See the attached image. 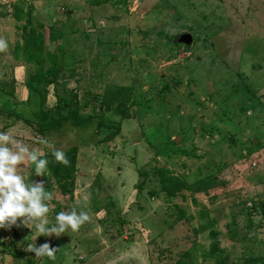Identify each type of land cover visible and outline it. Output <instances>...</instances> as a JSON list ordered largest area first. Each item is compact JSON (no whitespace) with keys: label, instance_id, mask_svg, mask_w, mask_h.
I'll return each instance as SVG.
<instances>
[{"label":"rangeland","instance_id":"obj_1","mask_svg":"<svg viewBox=\"0 0 264 264\" xmlns=\"http://www.w3.org/2000/svg\"><path fill=\"white\" fill-rule=\"evenodd\" d=\"M105 1L0 0V132L42 154L76 148L72 197L51 179L44 185L52 194L47 218L72 210L89 217L66 230L81 235L70 243L64 233L34 241V229H0V264H246L264 257V0ZM26 19L44 36L31 61L22 49ZM51 27L61 36L57 74L31 82L36 63L49 67ZM183 33L190 44L178 41ZM115 85L133 88L123 115L99 102ZM74 114L87 121L73 123ZM59 116L68 118L61 127L36 129ZM100 122L120 132L103 141L110 129ZM160 169L190 189L166 197ZM17 172L26 183L41 182L27 162ZM136 207L140 223L124 213ZM161 219L170 226L163 240L154 234ZM147 222L151 230L139 225ZM33 242L56 248L54 259L27 251Z\"/></svg>","mask_w":264,"mask_h":264},{"label":"clouds","instance_id":"obj_2","mask_svg":"<svg viewBox=\"0 0 264 264\" xmlns=\"http://www.w3.org/2000/svg\"><path fill=\"white\" fill-rule=\"evenodd\" d=\"M5 47V42L0 40V50ZM40 143L47 144V141L41 140ZM51 154L56 161L67 163L60 150ZM41 155L37 149L29 151L27 146L14 141L7 132H0V229L7 230L13 226H24L30 231L34 229V241L40 235L58 237L68 229L75 232L89 218L86 212L77 214L76 210L57 212L53 221L47 218L49 207L46 202L52 199L51 192L45 190L43 183H26L27 176L17 172V165L27 162L35 175L46 176L48 161L46 158L38 159ZM17 218L21 219L18 221ZM26 250L37 258L53 260L56 248L50 247L47 242L39 246L33 242L27 243Z\"/></svg>","mask_w":264,"mask_h":264},{"label":"trees","instance_id":"obj_3","mask_svg":"<svg viewBox=\"0 0 264 264\" xmlns=\"http://www.w3.org/2000/svg\"><path fill=\"white\" fill-rule=\"evenodd\" d=\"M93 4H99L101 2H106L105 0H91ZM15 19L20 20V16L18 13H14ZM26 26H28L27 34L24 37V44H23V51L25 53V57L28 61L36 59L34 55L35 52H41L44 36L36 33L31 20L26 19ZM50 41V46L48 47V51L46 52V57L49 62V67L46 70H43V66L41 62L36 63L38 66V70L32 73L29 76V80L35 83H42L51 81L49 76H55L57 74V66H58V54L57 52L61 49V36L59 33H56L52 27L50 28V33L48 36ZM132 94L133 88L127 85H115L107 87L101 94L99 102L102 108L106 110H115L120 115H123L124 110L132 106ZM68 118L66 116H59L56 119L50 120L45 122L44 124H38L36 129L39 133H42L45 130H52L61 127L62 123L67 121ZM79 121H87L82 118L78 114H74L72 117V122L77 124ZM28 123V120H25ZM104 126V128L110 129L107 135L103 138V141H111L119 132H120V125L112 126L111 124H105L104 122H100ZM111 129H113L111 131ZM173 144V142H172ZM67 163H60L54 159L50 152L42 154L39 158H46L48 161L47 164V175L46 176H39L40 183L44 185L47 183L49 179L52 180L55 187L62 195H67L69 198L72 197L73 188H74V174L77 171L76 166V148H70L64 152H62ZM29 168L32 171V167L29 165ZM35 174V173H34ZM139 175L143 173L139 172ZM160 176V184L162 192L168 198H173L177 194H179L184 189H190L189 184L181 178L173 177L171 175L166 174L165 169L159 170ZM144 182H140V186H142ZM210 182H207L208 185ZM198 188H196L197 190ZM46 191L47 188H45ZM4 240L0 239V250L4 249ZM213 251L210 252L212 254ZM188 255V254H186ZM189 264H196V263H189ZM221 264V263H215ZM246 264H264V257H253L248 258Z\"/></svg>","mask_w":264,"mask_h":264},{"label":"crops","instance_id":"obj_4","mask_svg":"<svg viewBox=\"0 0 264 264\" xmlns=\"http://www.w3.org/2000/svg\"><path fill=\"white\" fill-rule=\"evenodd\" d=\"M114 200H115V204H116V207H120V205H119V202H118V200H117V198L115 197L114 198ZM137 208V210L135 209V210H131V209H129V210H127V212L126 211H124V213H125V215L126 216H129V217H131L132 219H137V220H139L138 222L140 223V221L141 220H143L144 219V217L143 216H140L139 215V210H140V207L138 208V207H136ZM154 211V210H153ZM151 213V212H150ZM154 215H157V213L156 214H154ZM132 219H130V220H132ZM151 222H153V220L151 221ZM149 223V222H147V223H145V224H139V225H143V226H146V227H150V230L152 229V223ZM157 222H158V220H157ZM161 223H162V227H161V229H160V227H157V223H156V221H155V223H154V225L157 227V231L154 233L155 235H156V237L157 238H160L161 240H163V239H165V234H167L170 230H169V224L167 225V223L166 222H164L162 219H161ZM166 228V229H165ZM74 236H72V235ZM68 233V232H66V233H64L63 234V236H65L66 238H68V242L69 241H73V242H77L78 241V239H81V235L77 232L76 234H74V233ZM159 235V236H158ZM76 239V240H75ZM70 243V242H69ZM124 257H125V254L124 255H122V258H120V259H124ZM142 258V256H140V259Z\"/></svg>","mask_w":264,"mask_h":264},{"label":"water","instance_id":"obj_5","mask_svg":"<svg viewBox=\"0 0 264 264\" xmlns=\"http://www.w3.org/2000/svg\"><path fill=\"white\" fill-rule=\"evenodd\" d=\"M191 36L189 35V34H187V33H183V34H181L180 36H179V38H178V41L181 43H184V44H190V42H191ZM177 140H175V142H176Z\"/></svg>","mask_w":264,"mask_h":264},{"label":"built area","instance_id":"obj_6","mask_svg":"<svg viewBox=\"0 0 264 264\" xmlns=\"http://www.w3.org/2000/svg\"><path fill=\"white\" fill-rule=\"evenodd\" d=\"M249 205H250V203H249Z\"/></svg>","mask_w":264,"mask_h":264}]
</instances>
